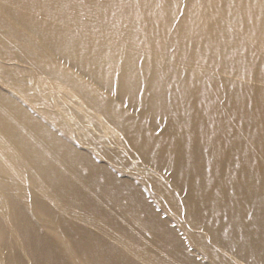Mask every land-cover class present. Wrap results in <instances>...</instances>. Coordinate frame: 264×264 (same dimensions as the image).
Wrapping results in <instances>:
<instances>
[{
    "label": "bare ground",
    "instance_id": "6f19581e",
    "mask_svg": "<svg viewBox=\"0 0 264 264\" xmlns=\"http://www.w3.org/2000/svg\"><path fill=\"white\" fill-rule=\"evenodd\" d=\"M0 260L264 264V0H0Z\"/></svg>",
    "mask_w": 264,
    "mask_h": 264
},
{
    "label": "rangeland",
    "instance_id": "374dc122",
    "mask_svg": "<svg viewBox=\"0 0 264 264\" xmlns=\"http://www.w3.org/2000/svg\"><path fill=\"white\" fill-rule=\"evenodd\" d=\"M15 246H17L18 248H21V244H20V242H16V243H15ZM0 264H2L1 260H0Z\"/></svg>",
    "mask_w": 264,
    "mask_h": 264
}]
</instances>
